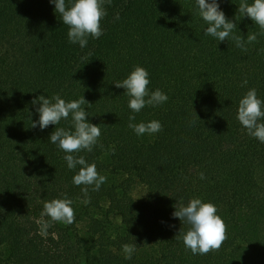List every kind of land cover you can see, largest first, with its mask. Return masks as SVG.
<instances>
[{"label": "trees", "instance_id": "16d2710c", "mask_svg": "<svg viewBox=\"0 0 264 264\" xmlns=\"http://www.w3.org/2000/svg\"><path fill=\"white\" fill-rule=\"evenodd\" d=\"M240 2L217 0L236 24L219 42L204 35L195 0H111L103 35L81 48L49 0H0V264H264V143L236 118L250 89L264 101V34L237 11ZM249 33L256 42H246ZM240 35L246 51L232 39ZM136 66L149 74L148 91L168 100L133 113L114 84ZM41 95L82 96L86 121L101 125L91 152L72 153L107 177L98 191L88 186L87 205L85 186L73 183L79 166L70 170L49 141L55 128L74 131L71 115L31 127ZM130 115L162 131L138 136ZM63 198L75 222L45 216L41 235L43 202ZM193 198L215 205L227 226L219 251L193 255L175 238L188 229L175 206ZM124 244L137 245L131 259Z\"/></svg>", "mask_w": 264, "mask_h": 264}, {"label": "clouds", "instance_id": "9594fccd", "mask_svg": "<svg viewBox=\"0 0 264 264\" xmlns=\"http://www.w3.org/2000/svg\"><path fill=\"white\" fill-rule=\"evenodd\" d=\"M49 2L55 5V12L60 15L62 23L68 26L69 43H78L81 48H84L87 46L89 36L98 39L103 35L101 21L107 15L103 5L106 2L110 4L111 0H71L69 4H66V0H49ZM195 2L199 16L208 25L204 29V35L214 37L219 42H224L229 38L233 30L236 29V24L226 18L223 11L220 10L217 0H195ZM237 11L242 17L246 16L258 25L261 29L260 34H264V0H253L251 4L247 0H241ZM115 18L119 19V14ZM257 35L256 33L247 34L246 42H256ZM232 39L235 41L236 47L247 50L241 35L233 36ZM148 76L146 69L136 66L126 79L114 84L116 88L124 89V94L130 97L128 107L133 113L140 112L146 105L156 106L168 100L167 95L159 89L151 93L148 91L150 83ZM246 84L247 80H244L243 85ZM32 104H39V107L36 108L39 119L31 121L32 128L39 126L43 130L49 125L56 126L61 119L67 120L71 115L74 131L55 128L49 137V141L66 153L63 159L67 162V167L70 170H75L79 166L77 174L73 176V183L76 186H85L81 191L86 198L81 203L89 204L91 200L88 197V186H94L92 190L98 191L101 185L106 182L107 177L97 172L94 163L89 164L83 156L77 157L72 153H78L82 150L91 152L98 143L101 125L88 123L86 121L88 114L82 108V105L91 106V104L82 96L77 100L66 102L59 95H54L51 99L41 95L36 97ZM196 118L198 119L197 116ZM236 118L250 136L264 143V123L260 122L264 119V101L257 98L256 89H250L240 99ZM128 119V127L138 136L162 131V125L159 121L153 120L148 123L136 124L133 123L136 119L135 115H130ZM111 154H115L114 146ZM199 175L200 179H205L203 173ZM71 205L72 201L67 198L44 201L41 219L38 221L40 234L47 235V229L50 227L49 222L43 219L45 216L53 222L73 224L75 212ZM172 216L188 225L187 231L179 230L175 238L181 239L184 246L193 255H206L212 251H219L227 239V226L222 218L217 215V208L212 203H205L199 198H193L189 200L186 206L183 203L176 205ZM133 239L135 240V237ZM136 246V244L122 245L125 259L132 258Z\"/></svg>", "mask_w": 264, "mask_h": 264}, {"label": "rangeland", "instance_id": "374dc122", "mask_svg": "<svg viewBox=\"0 0 264 264\" xmlns=\"http://www.w3.org/2000/svg\"><path fill=\"white\" fill-rule=\"evenodd\" d=\"M135 194H136V195H139V194H140V192H139V191H136V192H135Z\"/></svg>", "mask_w": 264, "mask_h": 264}]
</instances>
